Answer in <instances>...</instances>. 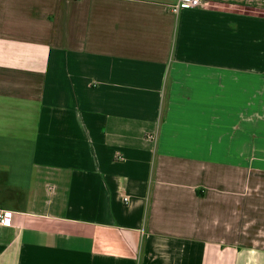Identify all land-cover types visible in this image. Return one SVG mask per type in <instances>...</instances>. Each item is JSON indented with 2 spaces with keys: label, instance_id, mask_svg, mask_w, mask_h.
I'll use <instances>...</instances> for the list:
<instances>
[{
  "label": "crops",
  "instance_id": "obj_1",
  "mask_svg": "<svg viewBox=\"0 0 264 264\" xmlns=\"http://www.w3.org/2000/svg\"><path fill=\"white\" fill-rule=\"evenodd\" d=\"M0 0V264H264V0Z\"/></svg>",
  "mask_w": 264,
  "mask_h": 264
},
{
  "label": "built area",
  "instance_id": "obj_2",
  "mask_svg": "<svg viewBox=\"0 0 264 264\" xmlns=\"http://www.w3.org/2000/svg\"><path fill=\"white\" fill-rule=\"evenodd\" d=\"M207 5L206 0H178L172 6V10L175 12L180 11L182 8L190 7H204ZM17 214L16 211L10 209H0V225L10 226L13 223V218Z\"/></svg>",
  "mask_w": 264,
  "mask_h": 264
}]
</instances>
